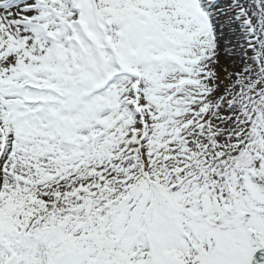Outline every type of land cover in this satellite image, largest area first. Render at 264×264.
I'll return each instance as SVG.
<instances>
[{
    "label": "snow or ice",
    "instance_id": "snow-or-ice-1",
    "mask_svg": "<svg viewBox=\"0 0 264 264\" xmlns=\"http://www.w3.org/2000/svg\"><path fill=\"white\" fill-rule=\"evenodd\" d=\"M0 264H264V0H0Z\"/></svg>",
    "mask_w": 264,
    "mask_h": 264
}]
</instances>
